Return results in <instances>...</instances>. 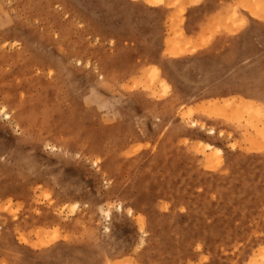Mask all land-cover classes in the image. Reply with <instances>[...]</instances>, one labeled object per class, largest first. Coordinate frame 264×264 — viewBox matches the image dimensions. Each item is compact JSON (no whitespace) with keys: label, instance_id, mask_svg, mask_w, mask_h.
<instances>
[{"label":"rangeland","instance_id":"1","mask_svg":"<svg viewBox=\"0 0 264 264\" xmlns=\"http://www.w3.org/2000/svg\"><path fill=\"white\" fill-rule=\"evenodd\" d=\"M251 21L264 0H0V264H264Z\"/></svg>","mask_w":264,"mask_h":264},{"label":"crops","instance_id":"2","mask_svg":"<svg viewBox=\"0 0 264 264\" xmlns=\"http://www.w3.org/2000/svg\"><path fill=\"white\" fill-rule=\"evenodd\" d=\"M206 9H207V7H199V6H197V8H196V10H197L196 14L197 15L190 14V16L187 18V25H185V29H186L188 35H191V33H194V36L196 35L195 37L198 38L199 33H201V31L203 30L202 28H200V25L201 24L204 25L205 22L207 23L206 19H207V16H208V12H206ZM255 30H259V31L264 30V22L251 21L244 28V32L241 33V36H242L241 39L243 40L244 48L240 52H243V54H245V55L247 53H249V51H250V45L249 44L252 42V39L254 38V36L255 35L259 36V35H257L259 33H256V34L251 33L252 31H255ZM229 38L231 39L232 37H229ZM234 38L236 39V37H234ZM213 54H214V50H213ZM213 54L212 53H207V52H205V50H198L196 52V55L198 56L197 58L202 57L204 55H206L208 58L209 57L214 58ZM246 59L247 58L243 57L241 60H239L237 62L244 61ZM226 64H229V63H226ZM230 67L228 68V71L231 70ZM234 75L235 74L231 73V75L228 74V75H226V77L228 76L230 78V77H233ZM213 92H218V90H214ZM220 92H224V90H221Z\"/></svg>","mask_w":264,"mask_h":264},{"label":"bare ground","instance_id":"3","mask_svg":"<svg viewBox=\"0 0 264 264\" xmlns=\"http://www.w3.org/2000/svg\"><path fill=\"white\" fill-rule=\"evenodd\" d=\"M6 114V113H5ZM8 114V113H7ZM3 115H4V113H3ZM8 116V115H7ZM210 133V135L212 134V132L210 131L209 132ZM218 153H209L206 157H207V159L206 160H209L210 158H211V156H215V155H217ZM205 158V157H204ZM74 206H76V205H74ZM76 208V207H75ZM74 209V208H73ZM263 264V263H262Z\"/></svg>","mask_w":264,"mask_h":264}]
</instances>
